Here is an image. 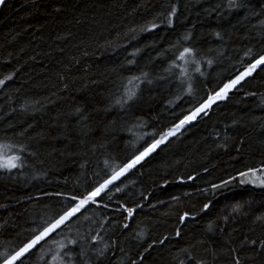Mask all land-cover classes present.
<instances>
[{"label":"trees","instance_id":"1","mask_svg":"<svg viewBox=\"0 0 264 264\" xmlns=\"http://www.w3.org/2000/svg\"><path fill=\"white\" fill-rule=\"evenodd\" d=\"M260 55L264 0H9L0 264ZM262 69L15 264H264Z\"/></svg>","mask_w":264,"mask_h":264},{"label":"snow or ice","instance_id":"2","mask_svg":"<svg viewBox=\"0 0 264 264\" xmlns=\"http://www.w3.org/2000/svg\"><path fill=\"white\" fill-rule=\"evenodd\" d=\"M3 3L4 0H0V4ZM229 6L230 7L234 6V0H229ZM174 11L175 9H173V12ZM152 27H155V25H152ZM185 54H187V56L189 57L192 63L194 64L197 63V61L194 58L193 50L190 48H184L183 51L180 53L178 59L183 60L185 64H187L189 60L185 59ZM209 63L211 62L209 61ZM259 65H264V55L258 56L254 61L249 63V65L244 69L243 72L239 73L234 78H230L226 83H223V85L220 86L218 90L214 92V94H209L205 100L201 101L199 105L191 111L190 114L184 116L183 119H181L179 123L175 125L174 128H170L167 132L161 134L159 138H153L150 143L146 144L142 150L138 151L123 165L112 168L111 175L108 176L106 179H104L102 183H99L98 185L94 186L90 191H87L83 195L70 196L69 198L72 201H74V203H72L70 206L65 208L55 218H52L50 221L46 222L45 225L41 228V230L35 236H33L26 244H24L23 247H21L12 255L7 256L4 259L3 264H13L15 260L21 257L29 248H31L37 242L49 236L50 233H55L57 229H60L61 225H66V222L71 221L73 217L79 219V217H77V213H80L81 209L84 208L89 203L97 205L98 201L96 197H98L100 193L103 192L108 187V185L112 184L113 181L117 180L128 169L134 167L136 164L140 163V161L143 160L146 156L154 152L158 146L164 143V141L167 139L168 136L174 135L175 132L178 131L181 126L193 120L197 116V114L203 113V115L207 116L208 109L211 108L214 102L218 100H224L227 97L228 91L232 88H235L238 84H240V82L245 78V76H250L252 72L256 69V67ZM197 71H199L198 64H197ZM181 74L182 75L185 74V69L183 68L181 69ZM133 79L138 81L139 77H135ZM3 82L4 81L0 80V84H2ZM129 83L131 84L132 80H130ZM188 91L191 92V85H189ZM133 95H134L133 90H127L126 95L124 97L125 102L131 99ZM19 159L20 158L18 156L5 157L3 153H0V168H6V169L15 168L18 166L16 161H18ZM249 172H251L253 178H255V170L250 169ZM240 175L246 177L248 176V172H241ZM258 179H259V186L264 187V177H260ZM243 182L244 181H241V183ZM248 182L252 183L253 180H249ZM213 187H216V185H213ZM115 191H120V188L116 187ZM204 208L207 209L208 205L205 204ZM126 211L129 213V215H131V211H132L131 209H126ZM181 219L183 220V217H181ZM126 226L127 225H125V227ZM96 239H97L96 236L92 237L93 241H95ZM52 242L53 244L56 245V252L52 256L53 261L60 260V255H59L60 250L65 248L67 244H73V245L76 244L75 239H68L66 244L64 240H56L54 237L52 239ZM262 247H264V244H262ZM60 264H63L62 260H60Z\"/></svg>","mask_w":264,"mask_h":264},{"label":"rangeland","instance_id":"3","mask_svg":"<svg viewBox=\"0 0 264 264\" xmlns=\"http://www.w3.org/2000/svg\"><path fill=\"white\" fill-rule=\"evenodd\" d=\"M257 67H258V66H257ZM257 67H256V68H257ZM255 70H256V69H255ZM255 70L252 72V74L255 72ZM252 74H251L250 76H252ZM250 76H245V78H244L240 83H242L243 81H245L246 79H248ZM238 85H239V84H238ZM238 85H237V86H238ZM237 86H236V87H237ZM236 87H235V88H236ZM235 88L230 89V90L228 91V93H230L231 91H233ZM227 95H228V94H227ZM219 101H220V100L214 102L213 104H215V103H217V102H219ZM213 104H212V105H213ZM201 115H203V113L197 114V116H196L193 120H191L190 122H187V123H185L183 126H181L180 129H179L178 131H176L174 135H170V136H168L167 139L164 141V143L161 144L160 146H158V147L156 148V150H157L159 147H161L162 145H164L169 139H171V138H173L174 136H176L177 134H179V133H180V132H181L186 126L195 123V122L197 121V119H198ZM156 150H155V151H156ZM155 151H154V152H155ZM154 152L150 153L148 156H146L143 160L140 161V163L136 164L134 167L128 169L124 174L128 173L130 170H132L133 168H135L136 166H138L139 164H141L144 160H146L148 157H150ZM124 174H123V175H124ZM123 175H122V176H123ZM122 176H120L117 180L113 181L112 184L108 185V187H107L105 190H107L111 185H113L115 182H117ZM253 182L255 183L254 180H253ZM253 182H252V183H253ZM105 190H104V191H105ZM104 191H103V192H104ZM101 193H102V192H101ZM101 193H100V194H101ZM50 234H51V233H50ZM50 234H49V235H50ZM45 238H46V237H45ZM45 238H44V239H45ZM44 239H43V240H44ZM41 241H42V240H41ZM41 241L37 242L35 245H33L31 248H29V249H28V250H27V251H26L21 257H19L17 260H15V261L13 262V264H15L20 258H22V257L25 256L27 253H29V252L32 250V248H34L36 245H38Z\"/></svg>","mask_w":264,"mask_h":264},{"label":"water","instance_id":"4","mask_svg":"<svg viewBox=\"0 0 264 264\" xmlns=\"http://www.w3.org/2000/svg\"><path fill=\"white\" fill-rule=\"evenodd\" d=\"M9 0H4V3L3 4H0V13L2 11V9L4 8V6L6 5V3L8 2ZM186 219H189L188 217H185L183 221H185Z\"/></svg>","mask_w":264,"mask_h":264},{"label":"bare ground","instance_id":"5","mask_svg":"<svg viewBox=\"0 0 264 264\" xmlns=\"http://www.w3.org/2000/svg\"><path fill=\"white\" fill-rule=\"evenodd\" d=\"M87 213V212H86ZM109 240V239H108ZM45 247V246H44Z\"/></svg>","mask_w":264,"mask_h":264}]
</instances>
